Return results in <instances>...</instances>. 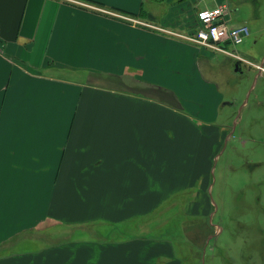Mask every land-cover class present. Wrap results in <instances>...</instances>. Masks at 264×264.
<instances>
[{"label":"crops","instance_id":"obj_1","mask_svg":"<svg viewBox=\"0 0 264 264\" xmlns=\"http://www.w3.org/2000/svg\"><path fill=\"white\" fill-rule=\"evenodd\" d=\"M221 3L0 0V264H198L168 215L212 206L224 94L183 35Z\"/></svg>","mask_w":264,"mask_h":264},{"label":"rangeland","instance_id":"obj_2","mask_svg":"<svg viewBox=\"0 0 264 264\" xmlns=\"http://www.w3.org/2000/svg\"><path fill=\"white\" fill-rule=\"evenodd\" d=\"M231 2L237 6L230 16L231 24L247 23L250 35L239 45H229V49L261 62L264 0ZM212 58L211 71L204 72L216 80L224 94L218 123L225 131L213 162L209 192L212 206H189L199 216H188L184 208L187 194H183L182 202L168 216L178 223L195 219L187 228L191 231L195 224V240H187L184 250L191 253L193 241L202 240L203 247L198 244L194 250L202 255L198 264H264V81L254 86L255 71L240 63L239 72L223 53Z\"/></svg>","mask_w":264,"mask_h":264},{"label":"built area","instance_id":"obj_3","mask_svg":"<svg viewBox=\"0 0 264 264\" xmlns=\"http://www.w3.org/2000/svg\"><path fill=\"white\" fill-rule=\"evenodd\" d=\"M231 13L232 9L228 3L198 9L195 29L183 36L203 47L246 60L235 50L229 49V45L235 46L243 43L250 34V28L247 24L232 25ZM256 66L264 70V66Z\"/></svg>","mask_w":264,"mask_h":264},{"label":"bare ground","instance_id":"obj_4","mask_svg":"<svg viewBox=\"0 0 264 264\" xmlns=\"http://www.w3.org/2000/svg\"><path fill=\"white\" fill-rule=\"evenodd\" d=\"M225 131L223 129H213L209 134L208 144L205 150L203 170L206 171L207 163L209 161V151L217 143V146L222 140ZM219 147V146H218Z\"/></svg>","mask_w":264,"mask_h":264},{"label":"water","instance_id":"obj_5","mask_svg":"<svg viewBox=\"0 0 264 264\" xmlns=\"http://www.w3.org/2000/svg\"><path fill=\"white\" fill-rule=\"evenodd\" d=\"M235 68H236V70H240V69H239V62H237V63L235 64Z\"/></svg>","mask_w":264,"mask_h":264}]
</instances>
